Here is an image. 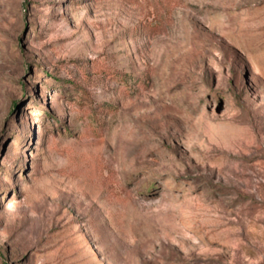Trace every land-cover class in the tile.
<instances>
[{"label": "rangeland", "instance_id": "374dc122", "mask_svg": "<svg viewBox=\"0 0 264 264\" xmlns=\"http://www.w3.org/2000/svg\"><path fill=\"white\" fill-rule=\"evenodd\" d=\"M0 264H264V0H0Z\"/></svg>", "mask_w": 264, "mask_h": 264}]
</instances>
